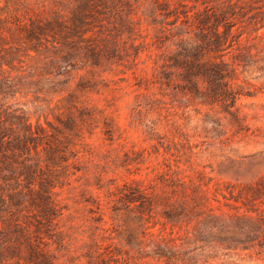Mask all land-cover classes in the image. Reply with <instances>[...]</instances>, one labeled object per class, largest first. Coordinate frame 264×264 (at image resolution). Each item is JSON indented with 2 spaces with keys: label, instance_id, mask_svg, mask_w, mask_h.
<instances>
[{
  "label": "rangeland",
  "instance_id": "1",
  "mask_svg": "<svg viewBox=\"0 0 264 264\" xmlns=\"http://www.w3.org/2000/svg\"><path fill=\"white\" fill-rule=\"evenodd\" d=\"M70 2L0 0V133L20 142L13 153L0 147V264H33L29 247L43 250V264H101L113 255L120 264H163L127 245L133 223L112 211L124 184L160 193L166 179L200 180L216 215L264 218V0H238L236 9L233 33L248 49L233 80L239 120L173 89L175 70L170 87L160 85L153 43L168 19L156 0H111L100 27L76 23L77 33L92 30L84 40L62 38L74 24ZM57 17L66 28L56 29ZM41 189L58 217L44 219ZM162 207L145 216V254L169 236ZM212 264H264V249Z\"/></svg>",
  "mask_w": 264,
  "mask_h": 264
},
{
  "label": "trees",
  "instance_id": "2",
  "mask_svg": "<svg viewBox=\"0 0 264 264\" xmlns=\"http://www.w3.org/2000/svg\"><path fill=\"white\" fill-rule=\"evenodd\" d=\"M184 1L190 2L191 6L178 3L171 9L168 1L159 3L156 0L159 10L163 11V20L168 19L164 22L165 28L156 30L153 43H156V48L161 51L159 58L161 63L157 65L161 69L158 73L160 85L164 83L170 87L171 70H175L180 83L172 87L173 89L178 88L182 95L188 96L200 105L209 107L219 105L225 114L239 120L236 103L241 93L233 80L237 76L236 70L241 59L248 55V49L242 47L239 40L242 34L233 33L235 20L242 18L236 11L241 5L238 4V0L234 3L231 1L218 3L217 0ZM69 4H72L70 21L74 24L67 29L62 38L67 39L70 35L84 40L83 37L92 30L79 31V34L76 31L78 28L76 23L85 24L90 19L93 24L100 23L102 19L99 18L104 14V10L109 8L111 0H71ZM199 5L202 8L199 9ZM53 23L57 30L66 28L59 17ZM124 24L128 28L125 32L131 34L134 31L132 21ZM100 25L102 24L98 26ZM263 27L264 24H261L259 28ZM98 33H101L100 29ZM93 35L95 33L88 39H92ZM93 53L95 54V51ZM5 137L6 135L0 133V147L7 146V151H12V146L14 149L18 148L19 141L15 139L12 143L5 142L3 140ZM56 148L54 143L51 148L53 153L57 151ZM203 186L207 185L200 180L174 177L162 182L160 193L156 190V185L150 187V191L141 189L137 184H124L118 188L112 211L114 215L121 212L133 223L127 229V245L131 248L136 247L140 255L146 257L152 255L151 258L163 264H212L219 255L226 256L231 252L250 251L255 248L264 249V218L248 215L225 218L216 215L208 208L209 199ZM40 191L37 207L46 217L44 219L58 217L60 213L56 205L46 191L42 189ZM159 206H163L161 215L164 221L161 225L163 229L169 226L170 233L168 238L159 242L151 241L154 246L153 253L145 254L140 239V234L145 236L149 229L146 227L148 221L145 216L151 217L153 210ZM134 208L138 209V215L131 217ZM191 223L194 225L189 230ZM174 229L178 230L177 234L185 231L184 235L173 237ZM19 246L18 242L13 243V248ZM29 250L30 262L43 264L38 259L45 257L43 250L38 247H29ZM100 263L120 264L114 255L108 260L101 259Z\"/></svg>",
  "mask_w": 264,
  "mask_h": 264
}]
</instances>
